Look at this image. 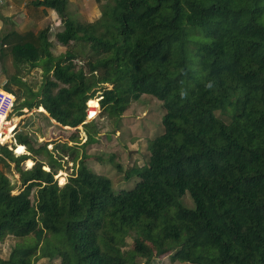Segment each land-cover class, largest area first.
I'll return each mask as SVG.
<instances>
[{
  "label": "trees",
  "instance_id": "16d2710c",
  "mask_svg": "<svg viewBox=\"0 0 264 264\" xmlns=\"http://www.w3.org/2000/svg\"><path fill=\"white\" fill-rule=\"evenodd\" d=\"M36 5L60 14L61 44L89 51L83 63L77 48L56 55L49 26L15 41L1 35L0 61L11 56L17 68L2 84L16 95V115L45 108L63 126L83 125L89 143L98 127L85 122L87 101L98 91L111 118L149 94L166 109L164 132L149 142L148 162L126 170L139 176L135 186L117 190L86 156L78 161L75 135L49 149L17 133L28 150L20 155L0 144V164L14 163L20 183L0 169V241L26 238L0 264H136L167 254L264 264V0H104L93 21L73 18L68 0ZM26 67H42L39 91L24 81ZM66 159L78 166L59 184Z\"/></svg>",
  "mask_w": 264,
  "mask_h": 264
},
{
  "label": "rangeland",
  "instance_id": "374dc122",
  "mask_svg": "<svg viewBox=\"0 0 264 264\" xmlns=\"http://www.w3.org/2000/svg\"><path fill=\"white\" fill-rule=\"evenodd\" d=\"M102 2V1H101ZM75 19H83L80 14H72ZM85 20V19H83ZM49 26L50 37L53 41V52L56 55L64 53L68 48L78 51L77 62L83 63L85 57L89 51L86 45H63L57 38V32L63 29V23L61 19L58 21H47L46 23L34 24L30 29L33 32H37L40 29ZM17 68L15 67L11 56H7L4 62L0 61V85L10 78V75L15 73ZM23 79L33 91H39L44 80L45 75L42 67L36 68H23ZM15 89H19L17 85ZM22 89L21 91H23ZM101 91L97 92L100 95ZM96 95V96H97ZM88 106V104H87ZM24 110L22 114L23 118L19 126L18 133L28 134L34 141L40 143L45 141L51 143L48 148L51 149L54 143L59 141L68 140L72 135H75L77 141L79 159L87 157V164L99 174H105L109 176L113 181V188L115 190L124 188H133L136 181L139 179L138 175L131 177H125V172L134 164L144 165L148 162L150 157L149 142L156 136L164 132L163 116L166 113V109L161 100L155 96L144 94L139 100L133 101L127 108L124 114L119 117H110L101 113L102 109L97 114V134L94 142L85 143L87 134L84 131L83 125L77 128L66 127L52 122L50 116L45 112L39 110V108H33ZM13 116V115H12ZM87 120V119H86ZM3 141H9L7 135L2 138ZM14 140V139H13ZM44 142V143H45ZM10 148L16 155L24 154L18 153V145L13 147L14 142H8ZM69 143L73 142L69 140ZM13 144V145H12ZM11 148V149H12ZM28 152V150H27ZM39 159L45 160L46 154L41 153L37 156ZM63 168L55 175L59 184H64L69 175L72 173L74 166L72 162L67 159L62 162ZM23 165L26 168L32 166L31 161H25ZM0 169L4 171L11 178L13 183L19 180V174L12 164V169L0 164ZM45 169L46 166H45ZM64 173L62 175V173ZM61 175V176H59ZM63 178L65 180L63 181ZM20 183L17 182V188ZM15 192H18L16 189ZM35 198V193L32 194V200ZM182 201L187 206H193V200L189 194H186ZM26 238L16 237L14 235H8L5 239L0 241V256L7 259L11 255L12 250L18 245L24 242ZM30 241V237L28 238ZM122 247L127 250L134 246L131 239H124L121 243ZM34 264H61V259L56 258H41ZM136 264H192L189 262H181L173 260L170 254L163 255L161 257H155L153 260L147 261L145 258L138 257Z\"/></svg>",
  "mask_w": 264,
  "mask_h": 264
},
{
  "label": "crops",
  "instance_id": "0c3cea01",
  "mask_svg": "<svg viewBox=\"0 0 264 264\" xmlns=\"http://www.w3.org/2000/svg\"><path fill=\"white\" fill-rule=\"evenodd\" d=\"M40 0H1L0 2V36L9 35L15 41L17 35L34 33L30 28L34 24L58 21L62 18L57 10L44 5H36ZM68 11L83 15L85 20L93 21L100 17V3L104 0H68ZM5 83V82H4ZM2 85V84H1ZM45 112L48 116L47 111ZM52 122L59 124L55 119ZM62 126V125H61ZM66 128V126H65Z\"/></svg>",
  "mask_w": 264,
  "mask_h": 264
},
{
  "label": "built area",
  "instance_id": "2783aa9c",
  "mask_svg": "<svg viewBox=\"0 0 264 264\" xmlns=\"http://www.w3.org/2000/svg\"><path fill=\"white\" fill-rule=\"evenodd\" d=\"M101 98H102V96L100 93V95H97V96L95 95L93 98H91L87 101V104H88V106H87V120L85 122L91 121L97 117V114L100 111V100H101ZM93 99L98 100L99 106H94L90 103V101ZM15 104H16V95L12 92L5 90L3 88V85H0V122H2L1 126H0V144H8L9 145L8 142H14V145L12 144L13 147L18 145L16 135L19 131V126H20V123H21L22 118H23L22 115H16L15 114V110H14ZM24 110H27V109H24ZM66 127H69V126H66ZM9 132L11 134L10 140L9 141H3L2 137H5L6 134ZM9 146H11V145H9ZM25 151L27 153L26 146H25Z\"/></svg>",
  "mask_w": 264,
  "mask_h": 264
},
{
  "label": "bare ground",
  "instance_id": "6f19581e",
  "mask_svg": "<svg viewBox=\"0 0 264 264\" xmlns=\"http://www.w3.org/2000/svg\"><path fill=\"white\" fill-rule=\"evenodd\" d=\"M90 103L92 104V105H94V106H99V103H98V100L97 99H93V100H91L90 101ZM39 110H41V111H46L45 110V108H39ZM1 123L2 122H0V126H1ZM7 135V137L9 138H11V134H10V132L9 133H7L6 134ZM3 138V137H2ZM17 152L18 153H23V152H25V146L24 145H18V149H17ZM62 173V172H61ZM64 173H62V175H63ZM59 176H61V175H59ZM65 180V178H63V181Z\"/></svg>",
  "mask_w": 264,
  "mask_h": 264
}]
</instances>
